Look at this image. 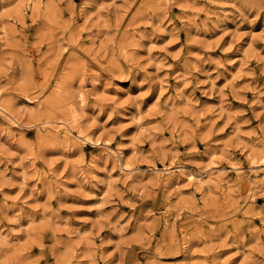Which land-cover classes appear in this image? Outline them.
<instances>
[{"label":"rangeland","instance_id":"rangeland-1","mask_svg":"<svg viewBox=\"0 0 264 264\" xmlns=\"http://www.w3.org/2000/svg\"><path fill=\"white\" fill-rule=\"evenodd\" d=\"M0 106V264H264V0H0Z\"/></svg>","mask_w":264,"mask_h":264},{"label":"bare ground","instance_id":"bare-ground-1","mask_svg":"<svg viewBox=\"0 0 264 264\" xmlns=\"http://www.w3.org/2000/svg\"><path fill=\"white\" fill-rule=\"evenodd\" d=\"M32 102V101H31ZM27 104V103H26ZM30 104V103H29ZM0 109L4 112H6L7 110L3 107L0 106ZM76 115L74 112L72 114V119L68 120V121H65V122H62V124L60 125H57V126H52L54 128H57V129H60V130H64V134L65 135H68L69 133H71L70 131L72 129L75 128V120H76ZM16 120V119H15ZM15 122V121H14ZM50 123H53L52 121H50ZM64 127V128H63ZM77 131V134L75 137L79 138V139H82L84 142L86 141H91V138H89L88 136H85V135H82L81 131L80 130H76ZM84 134V133H83ZM99 142V141H98ZM263 148V147H262ZM117 151V150H116ZM105 156V154H104ZM262 156V155H261ZM263 158H264V154H263ZM264 159L261 160V162H263ZM212 162V161H211ZM119 164V163H118ZM254 165H257L255 164V162L253 163ZM214 165V164H213ZM213 165L211 164H208L205 169L203 171H188V172H182V174H184L186 176V179L193 182V183H196V184H199L200 186L203 185V183H205L206 181L208 183H215V182H219L221 180L220 178V175H218L217 173L218 172H213L216 171L215 169H213ZM260 165V164H258ZM123 169H127V165L126 164H123ZM260 167V166H259ZM182 168V167H181ZM185 168V167H183ZM216 168V167H215ZM218 168V167H217ZM122 169V170H123ZM228 169V168H227ZM238 169V168H237ZM132 170V169H131ZM219 170V169H218ZM159 171V170H158ZM220 172V171H219ZM205 177H208V180H205ZM253 182L255 184H263L264 183V168H261V169H256L255 171H253ZM191 185V184H190ZM161 186V185H160ZM196 188V187H195ZM194 188V189H195Z\"/></svg>","mask_w":264,"mask_h":264}]
</instances>
